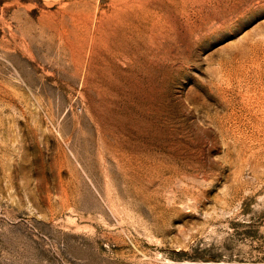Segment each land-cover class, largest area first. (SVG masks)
Returning a JSON list of instances; mask_svg holds the SVG:
<instances>
[{"label": "rangeland", "instance_id": "1", "mask_svg": "<svg viewBox=\"0 0 264 264\" xmlns=\"http://www.w3.org/2000/svg\"><path fill=\"white\" fill-rule=\"evenodd\" d=\"M0 264H264V0H0Z\"/></svg>", "mask_w": 264, "mask_h": 264}]
</instances>
